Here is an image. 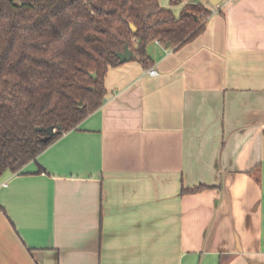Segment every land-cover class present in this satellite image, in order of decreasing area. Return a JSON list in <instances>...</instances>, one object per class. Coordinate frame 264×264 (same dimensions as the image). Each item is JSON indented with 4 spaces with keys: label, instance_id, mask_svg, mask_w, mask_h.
I'll list each match as a JSON object with an SVG mask.
<instances>
[{
    "label": "crops",
    "instance_id": "crops-1",
    "mask_svg": "<svg viewBox=\"0 0 264 264\" xmlns=\"http://www.w3.org/2000/svg\"><path fill=\"white\" fill-rule=\"evenodd\" d=\"M201 1L200 35L110 67L101 108L0 177V264H264V0Z\"/></svg>",
    "mask_w": 264,
    "mask_h": 264
},
{
    "label": "trees",
    "instance_id": "trees-1",
    "mask_svg": "<svg viewBox=\"0 0 264 264\" xmlns=\"http://www.w3.org/2000/svg\"><path fill=\"white\" fill-rule=\"evenodd\" d=\"M170 1L184 4L179 17L160 0H0V177L21 173L101 108L126 46L147 68L151 43L179 48L204 31L212 12L201 0Z\"/></svg>",
    "mask_w": 264,
    "mask_h": 264
},
{
    "label": "water",
    "instance_id": "water-1",
    "mask_svg": "<svg viewBox=\"0 0 264 264\" xmlns=\"http://www.w3.org/2000/svg\"><path fill=\"white\" fill-rule=\"evenodd\" d=\"M208 1L214 7L218 6L222 2V0H208ZM131 28L134 32L136 31L135 26L132 25ZM169 47H170V44H167L166 48H169ZM132 56H133V52L129 49L128 46L125 47L123 52L118 53V57H119L121 63H125V62L130 61ZM92 76L95 78L96 74H93ZM59 128H60L59 126L57 128H55V127L47 128L45 130L47 135H46V137L43 138V142H45V143L48 142L53 137V135L55 134V132ZM37 130L38 131H44V129H42V128H37Z\"/></svg>",
    "mask_w": 264,
    "mask_h": 264
},
{
    "label": "built area",
    "instance_id": "built-area-1",
    "mask_svg": "<svg viewBox=\"0 0 264 264\" xmlns=\"http://www.w3.org/2000/svg\"><path fill=\"white\" fill-rule=\"evenodd\" d=\"M218 7V6H216ZM148 74L151 75V76H156L158 74L157 70L155 68H151L149 71H148Z\"/></svg>",
    "mask_w": 264,
    "mask_h": 264
}]
</instances>
